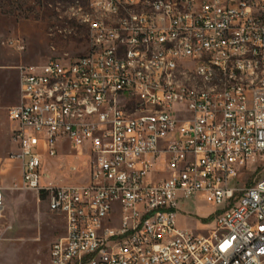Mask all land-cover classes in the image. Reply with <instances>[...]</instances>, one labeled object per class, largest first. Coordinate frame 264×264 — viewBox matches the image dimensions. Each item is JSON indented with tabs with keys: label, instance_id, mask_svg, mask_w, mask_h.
Here are the masks:
<instances>
[{
	"label": "built area",
	"instance_id": "built-area-1",
	"mask_svg": "<svg viewBox=\"0 0 264 264\" xmlns=\"http://www.w3.org/2000/svg\"><path fill=\"white\" fill-rule=\"evenodd\" d=\"M102 8L109 21L87 26L86 54L21 67L9 109L21 168L10 188L65 220L50 264H264V177L249 184L264 154V0H92L88 11ZM211 61L226 71L209 78L217 93L175 85L174 67L206 78ZM151 101L165 115L137 121L158 111ZM65 139L88 158L86 184L42 182ZM7 189L0 181V224ZM194 195L223 207L207 235L177 224Z\"/></svg>",
	"mask_w": 264,
	"mask_h": 264
},
{
	"label": "rangeland",
	"instance_id": "rangeland-1",
	"mask_svg": "<svg viewBox=\"0 0 264 264\" xmlns=\"http://www.w3.org/2000/svg\"><path fill=\"white\" fill-rule=\"evenodd\" d=\"M91 1L0 0V181L8 187L0 224V264H50L51 245L65 234L64 218L50 211L46 198L39 200L33 191L10 188L20 183L21 168L10 157L16 148L9 109L20 99L22 66L50 59L73 60L87 53L89 29L80 18ZM57 151L59 157L45 161L42 182L86 184L90 177L87 156L76 155L67 139L57 144ZM252 168L255 172L250 174L249 184L264 177V154ZM179 209L178 227L207 235L213 228V216L223 207L194 195L183 199Z\"/></svg>",
	"mask_w": 264,
	"mask_h": 264
},
{
	"label": "bare ground",
	"instance_id": "bare-ground-1",
	"mask_svg": "<svg viewBox=\"0 0 264 264\" xmlns=\"http://www.w3.org/2000/svg\"><path fill=\"white\" fill-rule=\"evenodd\" d=\"M110 9L102 8L95 11L94 15L90 12L81 11V22L87 26H97L103 22L109 21ZM193 32V25H186L182 31V38H191ZM167 46V39H159L158 47ZM212 71H206V78H193V71L190 68L174 67L173 77L175 78V85L185 86L188 93H195V90L205 91L208 93H217L218 84L213 83L209 78H213V72H219V78H226V71H220L218 61H211ZM165 69H158L156 71V79H164ZM139 101H131V110H138ZM151 109H141L137 114V121H144L145 119H161V115H165V107H162L161 101H151Z\"/></svg>",
	"mask_w": 264,
	"mask_h": 264
}]
</instances>
